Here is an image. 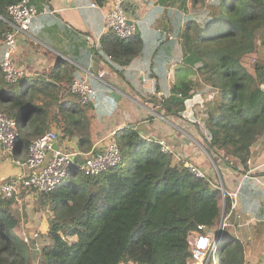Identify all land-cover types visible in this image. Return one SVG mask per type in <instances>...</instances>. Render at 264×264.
Here are the masks:
<instances>
[{
    "label": "trees",
    "instance_id": "16d2710c",
    "mask_svg": "<svg viewBox=\"0 0 264 264\" xmlns=\"http://www.w3.org/2000/svg\"><path fill=\"white\" fill-rule=\"evenodd\" d=\"M18 1L0 0L1 37L7 31L2 18L9 17V7ZM204 12L183 36L184 53L197 56L198 63L194 68L178 67L181 76L161 107L166 115L185 118L188 101L197 93L204 96L201 118L196 117L209 153L224 160L235 158L246 172L251 147L264 135V62L257 52L264 36V0H216ZM105 42L111 44V55L129 59L143 50L138 33L128 39L111 33ZM207 93L215 95L207 100ZM75 97L72 111L55 98L57 114L65 118L63 133L71 137L81 134L89 107ZM0 110L18 122L20 142L14 157L20 152L28 157L30 144L58 119L22 92L20 82L8 83L1 68ZM113 139L123 156L119 165L95 176L74 165L56 190L40 194L52 216L51 241L42 249L39 264H121L127 259L140 264H189V235L199 225H217L224 208L226 213L230 210V198L184 162H175L157 141L143 138L137 128H124ZM85 145H91L88 134L81 137V146ZM14 202L0 193V264H33L34 247L17 231L20 219ZM251 228L248 236L263 247L264 222ZM215 243L217 264H247L239 234L221 230Z\"/></svg>",
    "mask_w": 264,
    "mask_h": 264
},
{
    "label": "crops",
    "instance_id": "0c3cea01",
    "mask_svg": "<svg viewBox=\"0 0 264 264\" xmlns=\"http://www.w3.org/2000/svg\"><path fill=\"white\" fill-rule=\"evenodd\" d=\"M29 1L39 13L30 25L29 35L18 40L16 61L25 71L20 81L21 91L33 98L36 105L45 107L51 117L59 111L56 97L67 108L74 106L77 97L68 91L73 80L87 79L98 92L82 114L86 123L80 135L71 137L63 133L65 118L61 113L57 114L58 119L52 120L51 130L58 132L59 141L66 136L59 148L78 153L79 158L84 159L124 128H137L148 141L165 140L172 147L175 162L185 165L193 162L205 170L215 187L238 192V208L227 218L224 229L239 234L245 249H249V256H259L264 244L258 248L254 241L257 239L248 234L253 233L251 227L264 222V185L257 182V179L264 182V135L251 147L245 172L235 158L224 160L209 153L199 129L200 106L192 108L191 120L184 114L185 118L166 115L161 107L164 99L172 95L173 85L180 75L178 67L194 68L199 60L193 54L184 53L183 36L188 25L199 22L205 8H211L216 0H207L208 4L206 0H127V15L138 18L137 33L143 40L142 52L130 59L111 55V44L105 42L111 36L105 24L111 0L104 4L98 0ZM94 3L97 6H93ZM2 19L6 23V19ZM4 52L0 36V63ZM257 52L264 62V36L258 40ZM190 78L195 80L196 76L190 75ZM196 116H200L199 119ZM82 134L90 136V146H81ZM1 150L0 144V184L28 172L27 154L20 152L14 157L2 155ZM31 195L36 193L26 194V197ZM229 212L224 208L216 229Z\"/></svg>",
    "mask_w": 264,
    "mask_h": 264
},
{
    "label": "built area",
    "instance_id": "2783aa9c",
    "mask_svg": "<svg viewBox=\"0 0 264 264\" xmlns=\"http://www.w3.org/2000/svg\"><path fill=\"white\" fill-rule=\"evenodd\" d=\"M127 0H111L106 20V32L114 33L120 39H128L138 31V18L129 17L126 12ZM93 6H97L96 3ZM39 11L31 5L29 0H19L9 7V17L6 18L7 31L3 34L2 42L5 47L4 57L0 63L1 71L8 83L17 84L22 80L25 71L19 67L16 61L18 40L21 36H28L30 25ZM68 91L78 96L82 104H90L97 96L87 79H75L69 85ZM189 106H204L205 98L196 94L188 101ZM59 140V134L50 130L40 138L34 140L29 146V153L25 166L27 173L4 180L0 184V193L6 198L17 199L23 193H50L56 190L69 173V169L76 165L86 175H99L108 169L119 165L123 156L118 143L112 138L98 151L85 156V161L79 163L74 160L78 153L66 152L63 149H55V143ZM20 142L18 122L0 110V144L3 151L12 156ZM164 152L173 153L172 147L165 140H157ZM52 152L48 164L44 167L47 154ZM186 166L198 177L208 178L204 169L193 162H187ZM248 176V175H247ZM246 176V177H247ZM257 179L256 176H254ZM258 183L263 181L257 179ZM231 200L230 212L225 217L218 229L216 225L211 227L199 225L196 231L189 235L191 259L189 264H209L214 260L216 252V240L225 228L226 220L232 216L238 208V192H227L223 187H218ZM38 234L35 233V236ZM121 264H140L133 259H127Z\"/></svg>",
    "mask_w": 264,
    "mask_h": 264
},
{
    "label": "rangeland",
    "instance_id": "374dc122",
    "mask_svg": "<svg viewBox=\"0 0 264 264\" xmlns=\"http://www.w3.org/2000/svg\"><path fill=\"white\" fill-rule=\"evenodd\" d=\"M213 94L215 95V93L205 94L207 100L211 98ZM201 108H203V106H201ZM3 153L7 155L4 151L2 152V155H4ZM26 194L30 195L29 192H24L23 195L15 199V202L13 204V210L16 216H18L20 219V224L17 227V231L22 233V237L28 245H32L34 247L35 260L33 264H39V261L41 259L40 253L42 249L47 246L51 241L48 232L49 218L50 216H52V213L49 208L44 205V202L39 192H37L35 196L31 195L26 197ZM35 233H37L38 235L35 236ZM245 254L246 256L248 255L247 264H264L263 249L261 250V254L259 256L257 255V257L249 256V249L245 251ZM213 261H211L209 264H217L215 263L216 261Z\"/></svg>",
    "mask_w": 264,
    "mask_h": 264
},
{
    "label": "water",
    "instance_id": "95a60500",
    "mask_svg": "<svg viewBox=\"0 0 264 264\" xmlns=\"http://www.w3.org/2000/svg\"><path fill=\"white\" fill-rule=\"evenodd\" d=\"M183 114H184L185 116H187V117L193 118L192 107L188 106L187 109H186V111H184ZM140 134H141V136H142L143 133L141 132ZM65 139H66V136H63V137L61 138L60 141L58 140V141L55 143V149H58L59 146H60V144H61L62 142H64ZM74 148L77 149V146L74 145ZM52 155H53L52 152H49V153L47 154L46 160H45L44 163H43V166H44V167L48 164V162H49L50 158L52 157ZM73 158H74L75 161H77V162H79V163H83V162L85 161V159H80L79 156H77V155H74Z\"/></svg>",
    "mask_w": 264,
    "mask_h": 264
}]
</instances>
